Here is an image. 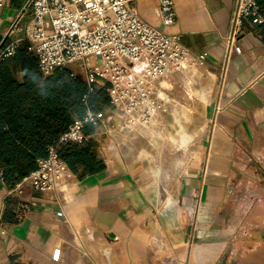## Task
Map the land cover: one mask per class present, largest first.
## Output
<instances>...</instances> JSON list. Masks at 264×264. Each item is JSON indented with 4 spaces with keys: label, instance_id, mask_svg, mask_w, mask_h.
Returning <instances> with one entry per match:
<instances>
[{
    "label": "crops",
    "instance_id": "crops-1",
    "mask_svg": "<svg viewBox=\"0 0 264 264\" xmlns=\"http://www.w3.org/2000/svg\"><path fill=\"white\" fill-rule=\"evenodd\" d=\"M24 6L25 0H8L0 7V37ZM131 6L140 19L177 37L194 57L204 54L200 64L218 82L201 196L195 212L190 202L186 212L177 211L179 230L181 225L192 229L178 248V259L171 249L167 261L145 259L144 247L129 244L144 220L142 197L120 166L110 163L113 153L98 147L105 170L74 174L63 192L43 194L28 182L9 188L0 181V264H264V41L259 26L246 24L229 51L235 0H174L176 21L168 27L158 19L157 0H131ZM23 18H29L28 11ZM19 37L15 33L9 39ZM98 135L95 128L91 136ZM241 175L255 188L250 199L231 195ZM144 187L140 181L139 189ZM148 198L157 202L159 196ZM18 204L27 209L19 222Z\"/></svg>",
    "mask_w": 264,
    "mask_h": 264
},
{
    "label": "built area",
    "instance_id": "built-area-1",
    "mask_svg": "<svg viewBox=\"0 0 264 264\" xmlns=\"http://www.w3.org/2000/svg\"><path fill=\"white\" fill-rule=\"evenodd\" d=\"M7 1L0 0V7ZM24 11H28V19L23 18ZM24 11L16 14L9 31L0 37V64L26 43L44 78L77 65L80 71L72 74L80 75L87 84L84 105L91 93L104 89L110 107L138 122H150L158 110L156 98L163 78L191 58L199 62L205 58L204 54L194 57L177 37L140 19L131 0H25ZM157 16L163 26L173 25L174 0H157ZM262 22L257 0H235L229 51L246 24L256 27ZM15 33L21 37L9 39ZM90 58L97 61L93 69L88 64ZM101 115L87 108L60 135L57 144L48 147L47 157L37 160L36 170L15 187L28 182L43 194L63 192L74 174L61 160L58 149L65 144L84 145L91 138L84 133L85 127L92 125L98 132L104 125ZM0 181L4 183L2 177ZM25 210V205H17V222L23 219Z\"/></svg>",
    "mask_w": 264,
    "mask_h": 264
},
{
    "label": "rangeland",
    "instance_id": "rangeland-1",
    "mask_svg": "<svg viewBox=\"0 0 264 264\" xmlns=\"http://www.w3.org/2000/svg\"><path fill=\"white\" fill-rule=\"evenodd\" d=\"M88 64L93 69L97 61L90 58ZM68 69L80 71L77 65ZM158 87L159 107L150 122H138L121 110L107 108L101 112L104 125L99 135L90 139L104 152L113 153L110 163L120 166L125 180H131L142 197L144 220L139 222L129 244L144 247L143 258L163 262L172 259L170 249L178 259V248L185 243V234L192 230L186 231L182 225L179 230L177 211L186 212L190 202L195 212L201 196L218 82L199 61L191 58L163 78ZM246 178L239 177L232 197L250 199V191L255 188L248 187ZM140 181L144 189H139ZM148 196L159 199L153 202Z\"/></svg>",
    "mask_w": 264,
    "mask_h": 264
},
{
    "label": "trees",
    "instance_id": "trees-1",
    "mask_svg": "<svg viewBox=\"0 0 264 264\" xmlns=\"http://www.w3.org/2000/svg\"><path fill=\"white\" fill-rule=\"evenodd\" d=\"M257 4L263 18L258 26L264 41V0H257ZM86 93L85 80L69 69L44 78L26 43L0 64V172L6 186L14 188L34 172L37 160L47 157L48 147L55 146L87 108L100 113L111 108L104 89H96L84 105L82 97ZM94 129L87 125L84 133L92 135ZM97 150V143L90 139L82 146L62 145L58 152L73 174L92 176L106 168Z\"/></svg>",
    "mask_w": 264,
    "mask_h": 264
}]
</instances>
